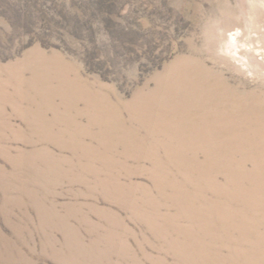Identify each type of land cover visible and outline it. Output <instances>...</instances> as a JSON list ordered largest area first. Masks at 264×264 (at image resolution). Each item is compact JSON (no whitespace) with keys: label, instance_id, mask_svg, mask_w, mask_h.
Here are the masks:
<instances>
[{"label":"rangeland","instance_id":"rangeland-1","mask_svg":"<svg viewBox=\"0 0 264 264\" xmlns=\"http://www.w3.org/2000/svg\"><path fill=\"white\" fill-rule=\"evenodd\" d=\"M0 264H264V0H0Z\"/></svg>","mask_w":264,"mask_h":264},{"label":"bare ground","instance_id":"bare-ground-1","mask_svg":"<svg viewBox=\"0 0 264 264\" xmlns=\"http://www.w3.org/2000/svg\"><path fill=\"white\" fill-rule=\"evenodd\" d=\"M220 86V85H219ZM210 87V86H209ZM218 87V86H217ZM213 89H215V87L213 86V88H212V90ZM204 92H207L206 90L204 91ZM204 108H205V106H204ZM206 112V111H205ZM204 112V113H205ZM259 119V118H258ZM261 121H263V120H261ZM254 122H257V120H254ZM209 127H210V125H209ZM243 128L245 127V126H242ZM240 128V127H239ZM243 134H244V137H246L247 136V133H246V131H243ZM216 136H218V135H216ZM213 138H215V136H212ZM208 139V138H207ZM207 139H205V140H207ZM225 140V139H224ZM224 152V151H223ZM217 153V152H216ZM226 153V152H225Z\"/></svg>","mask_w":264,"mask_h":264}]
</instances>
